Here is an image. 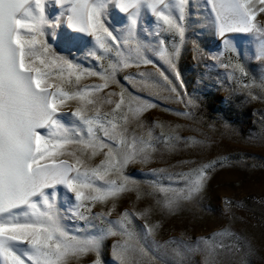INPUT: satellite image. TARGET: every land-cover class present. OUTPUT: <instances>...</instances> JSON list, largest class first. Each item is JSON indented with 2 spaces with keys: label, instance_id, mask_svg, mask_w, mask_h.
<instances>
[{
  "label": "snow or ice",
  "instance_id": "6c2138e0",
  "mask_svg": "<svg viewBox=\"0 0 264 264\" xmlns=\"http://www.w3.org/2000/svg\"><path fill=\"white\" fill-rule=\"evenodd\" d=\"M52 2L58 11L49 18V0H0V264H67L69 258L90 253L95 254L92 264H101L100 249L107 236L119 237L112 245L117 264H141L149 251L154 252V248L142 246L141 241L159 225L145 223L138 232L132 226V217L144 216L148 209L138 213L125 210L116 220L109 219L103 211L95 213L106 226L92 224L89 218L93 205H103L132 190L123 174L126 164L151 158V132L148 139L129 136L127 125L155 105L123 87L119 92L107 93V98L103 93L111 83H118L116 76L121 69L141 64L156 67L145 55V48L169 71H176L173 61L185 39L187 9L192 0ZM201 2L203 19L224 45L231 43L230 33L247 34L256 43V59L264 60V26L256 19L258 13H264V0ZM110 7L126 20L115 31L106 26ZM145 13L155 18L157 36L163 32L178 38L171 50L164 39L155 45L137 39ZM62 25L71 33L91 38L93 46L87 55L95 59L98 70L83 67L48 44L46 29L56 39L55 30ZM77 39L67 35L62 41L71 48ZM231 67L230 76L244 71L239 64ZM156 71L160 80L145 72L137 73L139 80L128 76L125 79L141 90L164 88L175 94L176 88L168 76L159 68ZM90 77L99 83L81 84ZM176 79L179 80L178 74ZM112 96L119 99L111 112H102V104H113ZM70 101L75 107L66 124L61 117L69 115L64 108ZM179 139L166 135L163 142L171 151ZM98 154L103 158L92 165L90 161ZM218 163L223 167L222 161L214 159L169 174L167 184L153 181V187L164 197L163 207L174 210L180 201H189L200 193L209 171ZM60 189L64 190L62 199L71 215L85 224L74 234L61 223ZM111 211L109 208L108 213ZM220 235L231 234L218 232L213 237ZM202 242L209 257L222 247L214 240Z\"/></svg>",
  "mask_w": 264,
  "mask_h": 264
},
{
  "label": "rangeland",
  "instance_id": "374dc122",
  "mask_svg": "<svg viewBox=\"0 0 264 264\" xmlns=\"http://www.w3.org/2000/svg\"><path fill=\"white\" fill-rule=\"evenodd\" d=\"M49 4L46 15L51 18L58 9L52 0ZM187 14L185 39L173 61L175 72L169 71L145 48V55L156 67L141 64L121 69L116 76L118 83H111L104 90L107 98V93L119 92L123 87L155 105L127 125L129 136L148 139L151 132L154 151L147 162L137 159L124 166L123 174L131 182L132 190L103 205H93L89 219L92 224L106 226L95 213L103 211L109 219L116 220L125 210L138 213L148 209L146 215L132 217V226L138 232L145 223L159 225L151 236L141 241L142 246L154 248L141 264H264V60L256 59V43L247 34L230 33L231 43L224 45L203 19L201 0H192ZM256 19L264 26V13H258ZM125 23L123 14L110 7L106 26L115 31ZM154 25L155 18L145 13L137 39L153 45L164 39L171 50L178 38L163 32L157 36ZM55 31L56 39L47 29L45 36L54 51L85 68L98 70L95 59L87 55L93 46L90 37L71 33L63 25ZM67 35L78 37L74 47L63 43L62 38ZM103 63L106 67L108 60ZM234 64H239L244 71L230 76ZM156 68L168 76L176 88L175 94L164 88L141 90L125 79L128 76L139 80L137 73L145 72L160 80ZM88 83L99 81L95 77L81 81V84ZM111 99L113 104L101 105L102 112L110 113L119 97ZM73 107V102L67 103L64 112L69 115L61 117L62 122L70 123ZM184 112L189 115L179 114ZM166 135L180 137L174 150L165 147L163 137ZM102 158V154H98L90 163L95 165ZM214 159L222 161L223 167L218 163L209 171L200 193L189 201H180L174 210L163 207L164 197L153 187V181L167 184L169 174L184 172ZM159 169L164 171H153ZM63 192L60 189L58 194L61 223L74 234L85 224L71 215L62 199ZM218 232L231 235L213 237ZM117 239L118 236H107L103 240L101 264H117L112 257V245ZM202 240H214L222 247L209 257ZM94 259L95 254L90 253L81 258H69L67 264H92Z\"/></svg>",
  "mask_w": 264,
  "mask_h": 264
}]
</instances>
